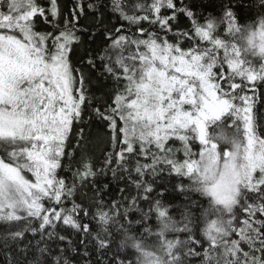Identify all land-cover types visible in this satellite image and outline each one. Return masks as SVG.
I'll return each instance as SVG.
<instances>
[{
	"label": "snow or ice",
	"instance_id": "snow-or-ice-1",
	"mask_svg": "<svg viewBox=\"0 0 264 264\" xmlns=\"http://www.w3.org/2000/svg\"><path fill=\"white\" fill-rule=\"evenodd\" d=\"M0 264H264V0H0Z\"/></svg>",
	"mask_w": 264,
	"mask_h": 264
},
{
	"label": "trees",
	"instance_id": "trees-1",
	"mask_svg": "<svg viewBox=\"0 0 264 264\" xmlns=\"http://www.w3.org/2000/svg\"><path fill=\"white\" fill-rule=\"evenodd\" d=\"M72 0H63V3H65L68 6H71ZM87 3L88 0H85ZM104 151V145L101 144L98 148L94 149V159L99 160L102 157V153ZM65 173H61V175H64Z\"/></svg>",
	"mask_w": 264,
	"mask_h": 264
}]
</instances>
